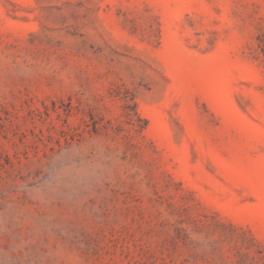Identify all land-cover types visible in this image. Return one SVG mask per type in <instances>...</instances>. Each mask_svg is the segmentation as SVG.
<instances>
[{
	"label": "rangeland",
	"instance_id": "rangeland-1",
	"mask_svg": "<svg viewBox=\"0 0 264 264\" xmlns=\"http://www.w3.org/2000/svg\"><path fill=\"white\" fill-rule=\"evenodd\" d=\"M0 264H264V0H0Z\"/></svg>",
	"mask_w": 264,
	"mask_h": 264
}]
</instances>
